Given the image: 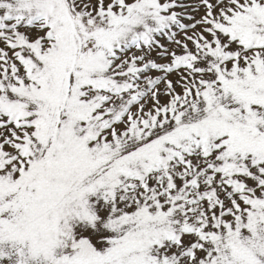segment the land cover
<instances>
[{
	"label": "snow or ice",
	"instance_id": "snow-or-ice-1",
	"mask_svg": "<svg viewBox=\"0 0 264 264\" xmlns=\"http://www.w3.org/2000/svg\"><path fill=\"white\" fill-rule=\"evenodd\" d=\"M0 264H264V0H0Z\"/></svg>",
	"mask_w": 264,
	"mask_h": 264
}]
</instances>
